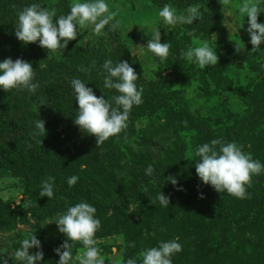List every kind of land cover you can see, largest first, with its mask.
Listing matches in <instances>:
<instances>
[{"label":"rangeland","instance_id":"1","mask_svg":"<svg viewBox=\"0 0 264 264\" xmlns=\"http://www.w3.org/2000/svg\"><path fill=\"white\" fill-rule=\"evenodd\" d=\"M45 2L54 5L58 17V5L63 0ZM74 2L67 1L68 5ZM107 2L110 11L116 13L110 23L118 21L120 26L115 30L105 26L97 34L93 31L94 25L90 24L79 28L74 41L94 51L99 46L112 52L117 50L114 63L123 60L134 68L139 78L136 84L143 87V102L133 106L128 118L130 121H127L135 127L134 135L128 141L118 137L113 139L119 150L114 155V147L111 146L108 159L117 163L122 156L120 167L104 165L101 155L107 152L108 139L97 146L94 136L81 133L85 136H81L84 141H72L75 134L80 133L74 125L78 107L74 101L70 104L73 118L60 121L55 127L53 150L45 148L50 151L46 164L40 166V149L33 147L35 143L28 141L25 151L18 143L14 149H6L8 152L2 156L9 163L0 162V256L7 259L8 264H20L14 258V251L29 233H33L40 240V250L44 254L41 264H57L59 256L54 249L66 237L59 233L52 221L67 207L84 201L96 208V217L101 222L95 239L105 264H125L129 258L137 259L139 264L140 253L144 249L177 237L182 251L172 256V264H245L250 257L264 264V174L254 175L250 186H247L248 197L238 199L203 184L195 172V163L199 159L194 155L197 146L212 139L226 141L228 138L226 142H236L244 152L251 153L253 159L264 164V61L258 58L259 52H252L246 32L247 17L239 13L245 0H228V3L224 0ZM165 4L174 7L178 14L189 6H198L202 18L194 20L193 25H166L158 15ZM260 6L262 13L258 16V23L264 22V3ZM14 19L11 16L0 17V21L7 24ZM238 27L237 32L232 30ZM156 28L161 33V42L172 45L164 61L147 52L146 48L141 50ZM204 43L215 48L218 56L215 66L200 69L182 58V51ZM259 47L264 49V43ZM63 50L54 54L59 56ZM110 54L87 56L73 53L71 56H74L76 64L79 57L86 62L94 56L90 59L98 64L89 72L97 73L103 79L102 66L105 60L110 59L107 57ZM2 55L0 50V61ZM69 83L66 85L69 91H73ZM101 83L103 87V81ZM107 92L96 95L112 98ZM40 95L33 93L23 99L24 105L36 114L47 108L31 98L34 96L38 101ZM53 116L54 111H50L46 120L50 121ZM27 123L29 125L30 121ZM203 126L211 128L210 136L203 133L208 131L202 129ZM212 131L216 133L215 138L211 137ZM50 135L53 139L52 134L45 133V144ZM90 146L98 147L97 156L88 155ZM144 149L156 154V158L167 159L160 166L164 167L154 170L151 177L145 175V167L133 165V156L128 153V150L139 152ZM29 163L33 166L30 167ZM81 164H87V168L81 170ZM102 174L106 175L100 179ZM73 175L79 179L75 186L69 187L67 179ZM49 176L54 177V196L51 199L39 196L41 182ZM169 177L177 179L178 184L173 186ZM86 185L90 187L86 188ZM159 192L169 198L168 207H162L156 200ZM222 218H230L231 222L239 219L247 226L246 238H253L261 245L257 256L248 250L246 256L238 259L236 253H239L240 245L222 242L220 233H213L220 227ZM129 244H134V247H129ZM36 251L35 248L30 249L31 253ZM71 251L72 264H79L76 258L83 257L82 243L72 242Z\"/></svg>","mask_w":264,"mask_h":264},{"label":"clouds","instance_id":"2","mask_svg":"<svg viewBox=\"0 0 264 264\" xmlns=\"http://www.w3.org/2000/svg\"><path fill=\"white\" fill-rule=\"evenodd\" d=\"M228 3V0H224ZM264 0L245 2L240 6L239 13L247 17V35L252 45V52H259V59L264 61V49L260 45L264 43V22L258 23V16L262 13L261 4ZM164 24L169 26L193 25L194 20L202 18V12L198 6H189L181 13L169 4H165L158 11ZM116 13L110 11L107 0H75L70 5L66 15L57 17L55 8L49 10L39 3H32L24 7L17 15L15 37L23 44L37 43L38 46L55 51L63 50L70 41L76 40L79 28L94 25L93 31L97 34L110 26V30L117 29L120 25L114 21ZM55 18V19H54ZM240 27L234 28L236 32ZM191 35V33H189ZM172 47L169 42H161V33L158 28L153 30L151 39L141 50L159 57L164 61L169 56ZM183 59L194 63L200 69L206 66H215L218 61L215 48L208 43L202 46L189 47L181 52ZM94 67V65L92 66ZM103 87L115 90L117 95L111 100L104 96H97L93 88L88 87L85 81L74 78L71 86L77 104V115L74 125L82 132L95 137L97 146L109 137L119 134L127 128V121L133 106H139L143 100V87H138L139 79L134 68L127 61L120 60L114 63L111 59L103 63ZM88 72L90 69H82ZM35 70L30 61L21 58L13 60L11 57L0 61V90L12 89L27 90L35 93L38 82H34ZM43 104V103H41ZM115 105V106H114ZM33 135L46 133L45 121L38 119L34 123ZM41 144V141H39ZM199 159L195 163V172L198 179L205 185L211 186L218 193H226L238 199L248 197L247 186H250L254 175L264 174V164L253 159L251 153L242 150V146L236 142H226L222 139H212L208 143L198 145L194 153ZM81 170L87 168V164L80 165ZM154 169L148 165L145 175L152 176ZM79 177L73 175L67 179L69 187L75 186ZM173 186L178 184L177 179L169 177ZM54 177L49 176L41 182L40 197L51 199L54 196ZM178 190H182L178 189ZM201 198L203 195L201 194ZM156 200L162 207L169 206V198L159 192ZM56 224L59 233L66 239L54 249L59 256L57 264H72V242L79 241L84 247L83 257H77L79 264H105L100 255V249L96 247L95 233L101 227L100 220L96 217V208L91 204L81 201L66 208L52 221ZM179 238L159 242L158 246L144 249L140 253L139 264H172V256L182 251ZM134 247V244H129ZM37 251L31 253L30 249ZM40 240L33 233L20 242V247L14 251V258L20 264H41L43 252ZM115 251V250H114ZM0 264H8L7 259L0 256ZM125 264H138L137 259L129 258Z\"/></svg>","mask_w":264,"mask_h":264},{"label":"trees","instance_id":"3","mask_svg":"<svg viewBox=\"0 0 264 264\" xmlns=\"http://www.w3.org/2000/svg\"><path fill=\"white\" fill-rule=\"evenodd\" d=\"M67 1L68 0H63V2L58 5V16L62 14L66 15L69 12L70 5H68ZM32 3H39L42 7H46L49 10L54 7V5H49L48 3H46L45 0H0V17H15V19L12 20L10 24H7L4 20L0 21V50H2L3 54L2 60L11 57L13 60L21 58L32 63L33 69L35 70L34 82H38V88L34 94H41V97H39L40 99L38 101L34 96L31 98L34 99L36 103L42 102L44 106L47 107L45 108V110H48V113H45L44 110V112L39 111V114H36L31 110V108L24 105V96H31V94H33L28 92L27 90H0V162L9 163L2 156L4 153L8 152L6 149L12 150L15 148V144L18 143V145L22 147L21 149L25 151L24 147L29 146V143L28 145H26V143L29 141L31 142V144L35 143V146L33 147L40 149L39 162L41 166L44 163L46 164L48 153L53 150V140L54 136H56L55 127L60 123V121L65 120L66 118H73V114L71 115L72 112L70 110V104H74L75 95L73 91H69V86L66 85L67 82L71 83V80L74 78L84 80L86 83H88V87L93 88L95 94H101L103 92L106 93V91H108L107 93H109V96L112 97L116 92L112 89L106 90L105 88L100 86L102 85L101 82L103 81V79L99 74L94 72H92L91 74L89 71L86 74H82V68L84 67H89L90 70H92L93 65L94 67H97V61L92 62V60L90 59L94 56L90 57L86 62L82 61V59H80L81 57H79V62L76 64V61L74 62V56L71 55L74 53L77 55L84 54L90 56L93 53H111L110 55H107V57H109L111 60L113 59L112 61L114 62L115 58H117L116 53L118 51L116 50L112 52L108 50L107 47L100 48L101 46H99V48L94 51L92 48L79 46L73 40L69 42L66 48H64L66 51L63 50V54L56 56L54 53H60V50L52 53L50 50H46L38 46V42L23 44L15 37L14 34L17 15L20 11L23 10L24 7H27ZM95 60H98V58L96 57ZM72 62L74 63L71 68ZM82 63L84 65H81ZM109 100H111V98ZM50 111H54V116L49 120L51 121L55 118V120L51 122L46 120ZM26 117H30V119ZM39 118L45 121L46 133L53 135V139L50 135V140L46 144L44 143V134L36 136L33 135V132L35 131V127H33L34 123ZM28 120L30 121V124L26 125ZM128 121H130V119ZM14 125H16L17 129ZM127 125V128L121 131L119 134L108 138L106 142L107 152L101 155V159L103 157L101 161H104V165L115 164L116 167H120V159L122 156L119 157L116 163L113 161V159H108L107 153L111 152L110 148L112 147H114L112 148V152L114 153V155L119 150L118 146L114 145L113 143V139H115V137H118L119 140L125 139L127 141L132 139L135 127L133 125L131 126L128 122ZM202 129H208V131H204L203 133L207 136H210L211 128L203 126ZM12 131L15 132L12 133ZM81 133L85 134L80 130V133L77 132V134H75L74 140L72 138V141L75 143H78L77 141L79 140L77 139L84 141L82 137L85 136L81 135ZM212 133L213 134L211 135V137L215 138L216 133L214 131H212ZM217 135L220 136L221 133H218ZM222 137L225 138V136L223 135ZM227 139L228 138H226V141ZM39 141H41V144L39 143ZM73 146H75V144H73ZM45 148L50 149V151H46ZM97 150L98 147L90 146V149L87 150L88 155L94 156L96 154L95 156H97ZM128 151V153L133 156V165L135 164L139 167H145L143 169H146L148 165H151L153 169L157 171L158 168L164 167L160 166L163 165L164 161H167V159L161 160L159 157L156 158V154L152 155L149 150L144 149L139 152L137 150L133 152H131L130 150ZM25 160L28 161L26 158ZM29 164L30 167L33 166L31 163ZM105 175L106 174H102L100 179H103ZM113 183L114 181L111 180V184ZM87 187H90V185H86V188ZM84 189L85 187L82 183V191ZM74 197L77 196L74 195ZM219 221L220 227L215 231L213 230V233L219 232L223 238L222 242H231L234 244L238 243L240 245L238 248L239 253H236L238 259H242V256H246V252L248 250L249 253L254 257L258 255L257 252H259L261 245L260 243H256L253 238H246L245 234L248 232V228L246 225H244L239 219L237 222H231L230 218H222ZM250 258L245 260L247 261L246 263L249 262L248 264H260L259 261L255 262L254 259L251 260Z\"/></svg>","mask_w":264,"mask_h":264}]
</instances>
